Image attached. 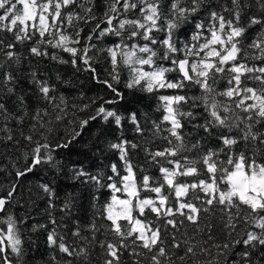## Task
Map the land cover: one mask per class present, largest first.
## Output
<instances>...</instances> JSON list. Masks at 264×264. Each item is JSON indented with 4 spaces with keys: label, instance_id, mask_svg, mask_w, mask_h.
<instances>
[{
    "label": "snow or ice",
    "instance_id": "1",
    "mask_svg": "<svg viewBox=\"0 0 264 264\" xmlns=\"http://www.w3.org/2000/svg\"><path fill=\"white\" fill-rule=\"evenodd\" d=\"M0 34L11 36L0 35V166L15 175L0 195V264H264V0H0ZM30 58L113 94L92 98L95 114L78 122L115 128L106 166L58 159L81 131L53 143V125L90 105H70L60 87L72 80L57 71L52 82ZM121 67L124 89L155 97L157 119L116 107ZM44 168L88 186L89 205L49 180L36 185L47 222L19 216L20 178Z\"/></svg>",
    "mask_w": 264,
    "mask_h": 264
},
{
    "label": "trees",
    "instance_id": "2",
    "mask_svg": "<svg viewBox=\"0 0 264 264\" xmlns=\"http://www.w3.org/2000/svg\"><path fill=\"white\" fill-rule=\"evenodd\" d=\"M87 31V29H85ZM188 31H191V27L189 26ZM4 35L7 41H11V36L8 34H0ZM182 38L186 39L187 36L183 35ZM51 51V50H50ZM60 55L64 56L67 59V55L64 53H60ZM32 59L34 64H39L43 67L45 71L50 75L52 82H55L56 72L59 71L64 79H71L73 88L72 90H68L67 88L60 87V91L64 93V95L68 98V103L79 105L81 108L85 104H89L90 106L83 111H76L75 116L77 117V121L75 123L69 124L67 121L64 124H54V131L51 135H49V142H55L56 139H60L61 142L66 140H71V134L73 129L77 131H81V135L73 140L67 148H61L56 153L58 159H60L65 165L71 168L73 165L82 166L87 171L95 172L109 163V160L113 158L112 154L106 151H102L104 147V141L106 139L110 140L113 138L115 134V128L104 124L99 118L95 121H91L87 126H85L82 130L79 129V120L88 119L89 116L95 114V109L98 106L97 104H91V99L94 97H104L105 99H114L113 94L102 85H98L91 81L88 78L87 74L74 73L73 69L68 65H58L49 60H39ZM107 68V63L104 59H101L100 65L98 66V72H101V75L104 78H107L106 73L102 72L101 69ZM27 71V64L21 66L18 70V75L23 81L24 76ZM121 71V84L118 86L121 91L125 93V100L116 105L120 111H125V109H129L132 111H138V114H147L151 116L153 119H157L159 113L157 112V100L153 95L136 92L132 93L128 90L124 89L123 81L127 76V70L123 67L120 69ZM79 81V83H77ZM24 87H28L26 83L23 84ZM83 93V96L80 95ZM163 94H171L170 92ZM193 95L198 94L195 91L192 92ZM43 107H47V105H43ZM73 110L70 109L69 120H71V113ZM126 129L130 127V125L125 126ZM22 148L25 151L28 150V146H25L22 142ZM105 157H108L107 159ZM2 160V158H0ZM15 160L18 161L17 167L23 168L25 163L27 162L24 157L19 154L15 155ZM8 172L12 173L11 176H7L3 170V167L0 166V185H3V188H0V195L6 194V187L11 182L15 181L14 170L12 168H8ZM49 180L57 186V191L60 196H63L65 192H70L75 190L77 195L81 196L82 203L87 207L91 200V195L88 191V186L73 184L68 176L56 178L52 175L47 168H44L43 171L37 169L35 173H30L26 177L20 178L21 191L24 193L25 199L31 193V201L25 203V199H20L21 204L24 205L23 208H17V214L19 216H25L28 213H31L33 219L28 223H46V214L44 209L46 207L45 198H43L42 194L38 192L36 185L39 183H46ZM108 193L105 192L104 196L101 199H107ZM91 209L89 208V214H91ZM54 215H59L58 213H54ZM27 227V225L25 226ZM31 236V239L35 241V247L37 251L35 253L36 257H41L43 254L44 257L48 255V249L44 246L43 241L44 237L40 235L39 237L32 235L29 231L26 233ZM25 247L28 249L29 253L32 252V246L28 243L25 244ZM31 259V257H29Z\"/></svg>",
    "mask_w": 264,
    "mask_h": 264
}]
</instances>
